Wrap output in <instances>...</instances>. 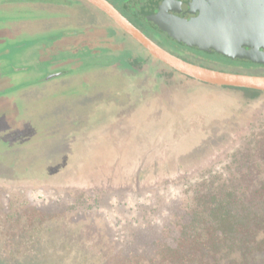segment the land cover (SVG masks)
Returning <instances> with one entry per match:
<instances>
[{"label": "rangeland", "instance_id": "374dc122", "mask_svg": "<svg viewBox=\"0 0 264 264\" xmlns=\"http://www.w3.org/2000/svg\"><path fill=\"white\" fill-rule=\"evenodd\" d=\"M115 27L82 2L0 0V264H83L79 252L108 251L105 264L121 255L134 263L160 242L175 247L184 201L213 176H229L236 158L264 138V92L204 83L139 47L129 52ZM68 30L89 49L73 44L44 60L53 52L48 41L71 42ZM161 43L203 67L264 76L258 64ZM58 70L63 77L46 78ZM147 157L159 158L157 173L130 188L111 181L99 188L135 178L122 166ZM177 164L201 167L181 177L162 173ZM20 215L19 230L35 224L39 243L21 244L28 235L5 244V220ZM69 236L72 247L45 248L49 237Z\"/></svg>", "mask_w": 264, "mask_h": 264}, {"label": "trees", "instance_id": "16d2710c", "mask_svg": "<svg viewBox=\"0 0 264 264\" xmlns=\"http://www.w3.org/2000/svg\"><path fill=\"white\" fill-rule=\"evenodd\" d=\"M134 18L145 25V30L152 34L159 43L162 39H166L176 46L192 49L174 41L141 19L135 16ZM169 51L187 60L172 50ZM226 58L233 62L264 66L262 62ZM170 69L176 71L172 67ZM222 87L245 89L257 93L264 92L244 87ZM220 153L218 152L216 156ZM234 164L235 167L229 176L225 178L221 175L213 176L199 185L191 198L184 201V213L174 220L176 226L180 228L175 247L160 242L153 255L138 256V262L133 263V258L124 255L112 258L114 262L118 264H264V168H261V164H264V138L256 141L250 153L237 157ZM182 167L184 166L177 164L170 170L164 169L165 172L162 173L168 177H181L201 166L196 164L194 167H185V169ZM20 217L21 215L5 220L8 224L3 236L5 244L19 242L28 235V238H25L21 244L32 245L34 239V243H39L38 227L34 224L20 231L18 226L23 223ZM49 238L51 244L49 243L45 248H49L50 245L53 251L64 249L69 246V241H72L70 236L62 239L65 242ZM45 239L44 237L43 240ZM76 241L78 245L80 243L86 249V241ZM60 242L61 244L58 245ZM39 248L40 246L32 254H40ZM99 254L89 256L79 252L77 257L83 264H105L112 257L109 251L99 252Z\"/></svg>", "mask_w": 264, "mask_h": 264}, {"label": "water", "instance_id": "95a60500", "mask_svg": "<svg viewBox=\"0 0 264 264\" xmlns=\"http://www.w3.org/2000/svg\"><path fill=\"white\" fill-rule=\"evenodd\" d=\"M154 57L199 81L264 91V76L243 75L187 61L151 39L109 0H87ZM126 9L183 46L264 63V0H129Z\"/></svg>", "mask_w": 264, "mask_h": 264}, {"label": "flooded vegetation", "instance_id": "af4514ba", "mask_svg": "<svg viewBox=\"0 0 264 264\" xmlns=\"http://www.w3.org/2000/svg\"><path fill=\"white\" fill-rule=\"evenodd\" d=\"M64 1V3L66 5H70V4H77V3H85L86 5L89 6V8H91L92 10L94 11H97L98 13H103L105 14L107 17H109L104 11H102L101 9H99L98 7H96L95 5H93L92 3H90L89 1L87 0H62ZM118 10H120V12L122 14H124L133 24H135L138 28H141V30L147 34L151 39H153L155 42H158V44H161L162 47H164L165 49H167L162 43H159V41H157L152 34H149L145 29V25L139 23L135 18H134V15L131 14L129 11H127L126 9V4L129 0H109ZM110 20H112V23L114 25H116L115 29L117 31H119V33H121V35L123 37H121L120 40H124V43L126 45V50L129 51V52H136L138 53V47H139V50L141 49V52L142 54H145L146 57H148V59H157L156 57L154 56H151L152 54L145 48L143 47L138 41H136L130 34H128L127 32H125L111 17H109ZM64 32L63 31H60L59 34H63ZM66 34H71L70 38H71V42L68 43V44H61V43H54L53 41H48L50 42L52 45H53V48H51L53 50L52 54L51 55H45L44 56V60H51V59H55L57 58L56 56H54L56 53H63V52H66V51H70L72 49V45L73 44H76L77 48L76 50H81V51H85L86 49H89V47L91 46L90 45V41H87V38H85L84 36H79L78 34L76 35L75 34V31H67ZM54 37H57V36H54ZM69 38V39H70ZM127 42V44H126ZM51 50H49L50 52ZM151 54H149V53ZM53 55V56H52ZM159 60V59H157ZM146 63V62H145ZM129 65H132L134 66V62H131L129 63ZM64 73L65 71L62 70V71H56V72H51L49 74H47L46 78L48 80H53L55 78H60V77H63L64 76ZM70 90H73V89H70ZM17 134V131H12L10 132V136L12 137V139H15L16 135ZM11 139V140H12ZM159 163V158H156V159H153V158H150V157H147L146 160H140L139 161V158H137V160L134 162L133 166L131 165H123L122 167L123 168H126L127 169V176H130V174H133L135 176L132 177V178H122V177H119V178H116L114 180L110 179V180H104L103 182L100 181V185L99 188L103 189V188H106L107 187V183L110 181L118 184L119 187H132L133 186V183L135 182V184H138L140 179L142 180L144 178L145 175H148V174H153V173H157L158 170L157 169H154L155 167H157ZM131 168V169H130ZM158 168V167H157ZM161 172V171H160ZM165 172V171H164ZM111 184V183H110ZM35 186V185H34ZM42 186V185H41ZM41 186H38V187H41ZM136 186V185H135ZM31 187V186H30ZM99 188H95L93 190H98ZM97 193L99 194V190L97 191ZM77 199L75 201H73L72 203H76ZM74 205H72V207H69L67 211H71L73 209ZM65 212H63L64 214ZM69 214V213H68ZM56 214H49L48 216L49 217H54Z\"/></svg>", "mask_w": 264, "mask_h": 264}]
</instances>
